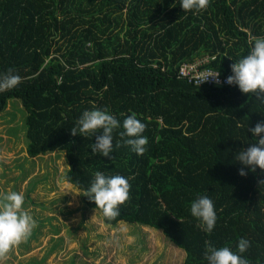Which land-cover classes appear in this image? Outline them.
Returning <instances> with one entry per match:
<instances>
[{
  "label": "trees",
  "instance_id": "1",
  "mask_svg": "<svg viewBox=\"0 0 264 264\" xmlns=\"http://www.w3.org/2000/svg\"><path fill=\"white\" fill-rule=\"evenodd\" d=\"M258 36L264 0H208L191 11L178 0H0V73L11 68L22 78L0 92V113L21 102L28 155L63 151L66 181L105 224L161 230L186 253L183 264H207V245L235 251L246 238L249 264H264V170L241 176L235 160L264 121V94L197 85L180 74L184 63L203 60L202 68L232 75ZM94 108H107L121 125L135 112L146 125L145 151L124 142L122 127L113 132L111 157L92 151L93 134L73 135L82 112ZM97 171L129 180L115 218L87 197ZM198 195L214 201L211 233L190 213Z\"/></svg>",
  "mask_w": 264,
  "mask_h": 264
},
{
  "label": "rangeland",
  "instance_id": "2",
  "mask_svg": "<svg viewBox=\"0 0 264 264\" xmlns=\"http://www.w3.org/2000/svg\"><path fill=\"white\" fill-rule=\"evenodd\" d=\"M25 119L19 100L0 113V193L23 192L36 236L0 255V264H183L186 253L161 230L124 221L109 226L87 208L82 191L65 179L63 151L30 157Z\"/></svg>",
  "mask_w": 264,
  "mask_h": 264
},
{
  "label": "clouds",
  "instance_id": "3",
  "mask_svg": "<svg viewBox=\"0 0 264 264\" xmlns=\"http://www.w3.org/2000/svg\"><path fill=\"white\" fill-rule=\"evenodd\" d=\"M184 11L200 10L206 7L208 0H178ZM232 75L225 82L238 86L242 93L264 94V36L253 37L250 40L248 53L231 65ZM220 73L210 75L219 83ZM208 77V78H209ZM207 78V79H208ZM21 76L14 69L0 73V92L16 88L21 83ZM205 79V80H207ZM123 128L119 135L131 149L139 154L145 151L148 143L143 135L146 125L135 112L127 115L123 123L107 108L84 110L76 120L71 131L73 135L87 137L93 134L95 142L92 151L99 152L104 157H111L113 153V132ZM253 139L246 148L240 149L235 160L241 167L239 174L246 176L245 169L256 172L257 167L264 170V121L250 129ZM99 133V134H98ZM118 146V145H117ZM264 183V182H262ZM130 184L123 175H106L101 171L94 174L87 197L95 202L103 215L112 219L119 215V206L129 196ZM23 192L8 190L0 193V255L6 254L11 247L27 239L36 226L32 214L24 207ZM190 213L198 221V226L206 233H211L217 223L214 201L208 195H198L190 204ZM250 247V241L240 238L236 250L229 246L207 245L204 259L207 264H249L244 255Z\"/></svg>",
  "mask_w": 264,
  "mask_h": 264
},
{
  "label": "built area",
  "instance_id": "4",
  "mask_svg": "<svg viewBox=\"0 0 264 264\" xmlns=\"http://www.w3.org/2000/svg\"><path fill=\"white\" fill-rule=\"evenodd\" d=\"M205 61H197L192 63H184L180 68V74L184 77L190 79L197 85H202L204 83H216V84H227L225 82L226 78L231 75H227L223 77L221 74L219 75V83H217V79L215 77H209L210 75L219 73L217 70L212 68L201 66L204 65ZM209 77V78H208ZM208 78V79H207ZM207 79V80H205Z\"/></svg>",
  "mask_w": 264,
  "mask_h": 264
}]
</instances>
